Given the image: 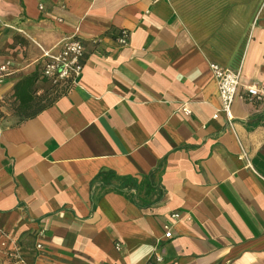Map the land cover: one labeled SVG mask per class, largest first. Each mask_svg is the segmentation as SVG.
Returning a JSON list of instances; mask_svg holds the SVG:
<instances>
[{
  "label": "crops",
  "instance_id": "1",
  "mask_svg": "<svg viewBox=\"0 0 264 264\" xmlns=\"http://www.w3.org/2000/svg\"><path fill=\"white\" fill-rule=\"evenodd\" d=\"M73 36L84 68L55 94L44 51ZM6 58L1 256L264 264V98L245 89L264 84V0H0ZM211 62L240 74L231 121ZM32 73L24 101L16 85Z\"/></svg>",
  "mask_w": 264,
  "mask_h": 264
},
{
  "label": "built area",
  "instance_id": "2",
  "mask_svg": "<svg viewBox=\"0 0 264 264\" xmlns=\"http://www.w3.org/2000/svg\"><path fill=\"white\" fill-rule=\"evenodd\" d=\"M40 4V8H43ZM130 32L123 28L118 40L122 45L128 43ZM85 46L81 39L73 36L64 42L56 51H44V58L41 63V73L54 88L55 94H63L77 84V80L84 68ZM210 69L219 83L221 97L220 111L225 113L226 118L231 121L233 115V103L240 88V74L238 71L225 68L219 63L211 62ZM14 73L13 60L10 58L0 59V84L5 82ZM247 94L255 99L264 98V84L248 83L245 85ZM186 112H190L188 107H184ZM218 113L216 114V116ZM180 216L178 212L172 214V219ZM165 237L172 236V221L164 224ZM42 242H38L37 247L42 248ZM17 254L9 252L8 255H0V264H17ZM157 260H162L161 255H157Z\"/></svg>",
  "mask_w": 264,
  "mask_h": 264
},
{
  "label": "trees",
  "instance_id": "3",
  "mask_svg": "<svg viewBox=\"0 0 264 264\" xmlns=\"http://www.w3.org/2000/svg\"><path fill=\"white\" fill-rule=\"evenodd\" d=\"M36 74L32 73L31 75H28L24 79L20 80L16 85V94L24 101H26L28 98H30V90L35 82Z\"/></svg>",
  "mask_w": 264,
  "mask_h": 264
},
{
  "label": "rangeland",
  "instance_id": "4",
  "mask_svg": "<svg viewBox=\"0 0 264 264\" xmlns=\"http://www.w3.org/2000/svg\"><path fill=\"white\" fill-rule=\"evenodd\" d=\"M1 111V110H0ZM1 113H4V112H1Z\"/></svg>",
  "mask_w": 264,
  "mask_h": 264
}]
</instances>
